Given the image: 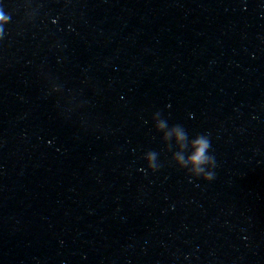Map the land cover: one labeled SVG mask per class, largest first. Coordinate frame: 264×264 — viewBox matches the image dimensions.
<instances>
[{
  "label": "water",
  "instance_id": "water-1",
  "mask_svg": "<svg viewBox=\"0 0 264 264\" xmlns=\"http://www.w3.org/2000/svg\"><path fill=\"white\" fill-rule=\"evenodd\" d=\"M0 13V264H264V0Z\"/></svg>",
  "mask_w": 264,
  "mask_h": 264
},
{
  "label": "clouds",
  "instance_id": "clouds-1",
  "mask_svg": "<svg viewBox=\"0 0 264 264\" xmlns=\"http://www.w3.org/2000/svg\"><path fill=\"white\" fill-rule=\"evenodd\" d=\"M0 21H5V17L2 13H0ZM197 152L195 156L193 157V160L197 163H203L208 159H211L214 162V157H205L206 150L210 147V142L205 139H200L197 142ZM205 181H210L213 179V174L209 173L205 175L204 177Z\"/></svg>",
  "mask_w": 264,
  "mask_h": 264
}]
</instances>
